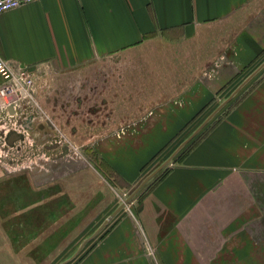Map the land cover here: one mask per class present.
Listing matches in <instances>:
<instances>
[{
  "label": "crops",
  "instance_id": "obj_1",
  "mask_svg": "<svg viewBox=\"0 0 264 264\" xmlns=\"http://www.w3.org/2000/svg\"><path fill=\"white\" fill-rule=\"evenodd\" d=\"M229 32L220 63L197 66L199 79L108 149L133 184L220 89L262 62L264 0H36L0 13V54L53 71L153 37H182L204 54L207 40ZM252 84L76 264H264V75Z\"/></svg>",
  "mask_w": 264,
  "mask_h": 264
},
{
  "label": "rangeland",
  "instance_id": "obj_2",
  "mask_svg": "<svg viewBox=\"0 0 264 264\" xmlns=\"http://www.w3.org/2000/svg\"><path fill=\"white\" fill-rule=\"evenodd\" d=\"M223 36L207 40L204 54L196 51L194 42L182 43V37H153L135 49L55 67L49 84L34 90L31 102L22 103L15 116L9 118L0 111V264H58L75 253L143 177L250 74L246 71L232 86L220 89L219 99L138 181L122 182L108 163L110 146L135 135L153 113L182 94V84L199 79L197 66L220 63L217 51L227 48L232 37L230 32ZM184 64L187 78H182ZM262 75L264 66L228 103ZM179 156L166 166L174 165ZM166 166L65 264H76L120 215L131 213Z\"/></svg>",
  "mask_w": 264,
  "mask_h": 264
},
{
  "label": "built area",
  "instance_id": "obj_3",
  "mask_svg": "<svg viewBox=\"0 0 264 264\" xmlns=\"http://www.w3.org/2000/svg\"><path fill=\"white\" fill-rule=\"evenodd\" d=\"M32 1L36 0H0V13ZM50 72V67L12 65L0 54V111L9 118L15 116L22 103L31 102L34 90L49 84Z\"/></svg>",
  "mask_w": 264,
  "mask_h": 264
},
{
  "label": "water",
  "instance_id": "obj_4",
  "mask_svg": "<svg viewBox=\"0 0 264 264\" xmlns=\"http://www.w3.org/2000/svg\"><path fill=\"white\" fill-rule=\"evenodd\" d=\"M264 66V60L249 74L247 75L239 85L224 99L222 100L200 123L199 125L186 137L184 138L172 151V153L166 157L159 165H157L153 170L147 173L143 179L138 183L135 189L122 201L120 202L113 211L100 223L98 228L86 237L79 245L78 249L75 251L73 255L65 259L64 261L58 264H65L70 259L74 258L84 247V245L95 237L108 223L109 221L120 212V210L125 206V204L156 174L158 173L164 166L171 162V160L178 154V152L196 135L201 129L205 127V125L214 117V115L226 104L228 103L232 97L239 91V89L247 83L252 76H254L262 67ZM13 111V108H11Z\"/></svg>",
  "mask_w": 264,
  "mask_h": 264
},
{
  "label": "trees",
  "instance_id": "obj_5",
  "mask_svg": "<svg viewBox=\"0 0 264 264\" xmlns=\"http://www.w3.org/2000/svg\"><path fill=\"white\" fill-rule=\"evenodd\" d=\"M229 104V103H228ZM222 109V108H221ZM220 111V110H219ZM218 111V112H219ZM217 112V113H218ZM216 113V114H217ZM212 120V119H211ZM210 120V121H211ZM210 121L205 125V127L203 128V129H201V131L198 133V134H196L191 140H190V142L189 143H187L179 152H178V154H176V155H180L179 157H181L182 156V154L190 147V145L204 132V130L212 123H210ZM170 168L171 167H169V166H166L165 167V169L162 171V173H161V175H164V174H166L169 170H170ZM160 175V176H161Z\"/></svg>",
  "mask_w": 264,
  "mask_h": 264
}]
</instances>
